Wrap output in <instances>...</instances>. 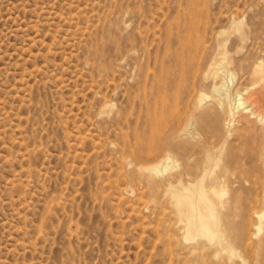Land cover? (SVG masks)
<instances>
[{
  "label": "rangeland",
  "instance_id": "rangeland-1",
  "mask_svg": "<svg viewBox=\"0 0 264 264\" xmlns=\"http://www.w3.org/2000/svg\"><path fill=\"white\" fill-rule=\"evenodd\" d=\"M223 43L242 69L229 89L211 74ZM261 59L264 0H0V264H264V142L249 137L240 218L221 212L230 250L186 238L168 196L208 155L220 177L244 156L253 117L196 102L251 89L264 111Z\"/></svg>",
  "mask_w": 264,
  "mask_h": 264
},
{
  "label": "bare ground",
  "instance_id": "bare-ground-1",
  "mask_svg": "<svg viewBox=\"0 0 264 264\" xmlns=\"http://www.w3.org/2000/svg\"><path fill=\"white\" fill-rule=\"evenodd\" d=\"M225 38L227 39L228 37H225ZM217 47H219V55L215 63H213L215 65L212 64L214 67L211 70V74H212V77L218 78L220 75L219 72L222 71L221 73H223L222 76H224L225 82L224 84H222L221 89H229L230 85H233L235 79L239 77L238 73L242 69L233 67V63L230 61L232 59L229 60V55H228L226 44L223 43ZM214 52L216 53V51ZM210 58H211L210 61H212L214 56L213 58L210 56ZM239 61H242L241 63L244 64L243 60H239ZM261 61H264V59L263 60L261 59L260 62ZM202 63H199V64L202 65ZM205 68L202 67V69H205ZM244 68L246 67L244 66ZM207 69L205 71H207ZM249 69L250 70H247V71L252 72V74L255 76V83L257 84L256 86L258 87V90H259V86L261 85V83H264V63H259L256 67H253L252 69L249 68ZM205 71H201V72H205ZM262 89L264 91V88ZM245 91H246L245 94L244 92L238 91L235 97L234 98L232 97L233 98L232 100H231L230 94L226 92L228 94L225 99H228V101H225V99L222 100L219 96L216 97L214 95H209V93L208 95H205L206 93L200 94L198 95L197 97L198 99L196 102L197 106L201 107L203 105L208 104V100H212L211 103H213V109L216 111V113L212 114V118H213V122L215 121L216 123L220 122L221 120V117H222L221 115L225 111V110L223 111V108L225 107L224 103L226 102H227L226 106H228L230 110L228 112L229 113V124L232 123L233 118L238 113H241L240 115L246 116L250 119L251 117H253L252 119L254 120H251V121L248 120L249 123H254V125H257L260 127L258 128L255 127V131L252 130V127L251 129L249 128V130L247 129L246 130L247 133L245 136L246 141L242 144L239 142L240 150L244 154V156H241V157H235V156L230 157L229 156L230 158L229 159L227 158L228 160L226 161V164L224 163L225 166L223 168V172H224L223 176L220 177L217 174V169L219 172L220 165L222 166V164L216 163V159L213 160L212 156L208 155L205 166H204L205 175L201 179L196 180L194 184H190L188 187H186L185 191L183 192H180L175 189L168 191V196L171 200L170 201L171 205L175 211V214L177 215L179 223H181L186 230V236H187L186 238L192 239V238L198 237V238H204L207 241H216L218 244V247L224 250H230L231 247L226 239L227 237V234L225 232L226 230L225 231L223 230L224 220L221 218V212L225 213V220L227 219V221H230V222L231 221L236 222L240 218L239 210L241 206H243V201L240 195V189H242L243 184L245 182H248L251 179L247 170L243 166L244 161L248 159L247 151L250 149L248 142H252L250 141L249 137L250 136L254 137L253 142H264L263 137H261L264 135V111H258L259 110L258 108H257L258 110L256 111L254 108H252V106H254V103L259 102L262 98L256 97L257 98L256 101L252 103L251 100L253 97L255 98L254 95H256L257 92L254 91L255 92L254 93L251 89L250 90L246 89ZM223 94L224 93H222V95ZM258 105H260V103ZM260 106H262V104ZM206 117H207V114H206ZM199 120H202V119L199 118ZM205 121L202 120V123ZM191 123L192 122L189 121L188 126L189 125L192 126ZM254 125H251V126H254ZM240 132H242V134L244 133L243 131H239V133ZM238 137L240 136L238 135ZM155 143H156L155 145L158 147L157 143L159 144V142H155ZM152 146L154 147V145ZM154 149H156V147ZM262 155L264 154L262 153ZM178 162L179 161L177 159L175 160L172 157V155L169 153L164 158V160L161 161L160 163L152 164L149 167H146V171L151 178V176H158L162 174L163 172L168 171L169 169H173L174 167H176ZM224 162H225V159H224ZM260 163H262L263 165V167L261 166L260 168L261 175L258 180V183L261 186V195H259L258 197H255L254 202L257 203L259 208L263 209V211L256 212L258 213L256 214L258 215V221L262 223L264 222V160H262ZM226 185H228V187H226ZM232 185L233 186L236 185L237 189L232 190L233 189ZM229 186H231V189L229 188Z\"/></svg>",
  "mask_w": 264,
  "mask_h": 264
}]
</instances>
